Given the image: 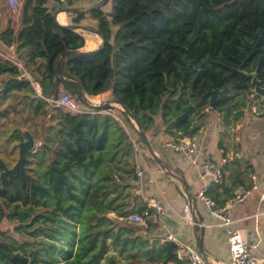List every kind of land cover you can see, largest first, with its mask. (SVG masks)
<instances>
[{
    "label": "trees",
    "instance_id": "1",
    "mask_svg": "<svg viewBox=\"0 0 264 264\" xmlns=\"http://www.w3.org/2000/svg\"><path fill=\"white\" fill-rule=\"evenodd\" d=\"M53 2L60 3L24 0L20 30L0 33L7 47L0 44V126L17 124L0 133H10L7 146L27 129L38 144L26 170L0 191V226L15 225L0 228V264H180L177 245L162 241L151 219L128 221L147 211L135 193L137 163L127 168L133 139L118 119L99 113L112 105L93 107L79 89L91 98L111 92L109 102L126 107L144 133L161 114L171 136L196 134L194 119L206 105L227 125L239 120L253 94L251 74L264 86V0H103L88 13L81 0L61 9ZM72 10L71 24L61 25L59 12ZM86 15L97 21L87 28L104 40L97 51L81 50L77 29ZM61 85L96 113L52 103ZM211 91L218 92L213 108ZM227 164L231 190L250 188L253 165ZM2 172L0 164V188Z\"/></svg>",
    "mask_w": 264,
    "mask_h": 264
},
{
    "label": "crops",
    "instance_id": "2",
    "mask_svg": "<svg viewBox=\"0 0 264 264\" xmlns=\"http://www.w3.org/2000/svg\"><path fill=\"white\" fill-rule=\"evenodd\" d=\"M8 1L0 0V33L9 27L16 32L21 28L20 19H13L10 14ZM21 1L23 2L24 0ZM101 2L102 0H81V11L88 13L92 8L100 7ZM52 6L57 9L63 8L58 2H53ZM74 12V10L71 12H59L57 15L58 22L61 25H70L71 13ZM96 23L97 21L91 15H86L80 29H77V32L85 38V46L81 49L82 51H97L103 46L104 40L101 36L87 28L88 25L94 27ZM0 44L3 49L7 50V47L3 43L0 42ZM111 95V92H108L107 94L92 97V99L93 101L102 102L101 99H105L104 97L106 96H108L107 99H110ZM248 96L257 99L258 105L264 106V100L261 98L252 97V94H248ZM109 103L114 109L101 110L99 113L115 117L125 128L121 113V111L124 112L123 108L120 105ZM109 103L102 102L101 105L107 106ZM84 108L88 112L96 113L95 110L87 105H84ZM200 113L194 119V123L200 129L198 133L192 136L197 138L202 145L203 159L213 162L227 159L228 163L238 160L241 165L249 161L254 168L250 174L255 171L261 176L264 173V118H251L244 114L239 120H232L230 118V124L227 125L223 112H217L213 109H203ZM160 117L162 119L161 114ZM250 122H252V125ZM157 126L158 124L150 130L151 136H154L153 133H157L159 130V128H157V131L155 130ZM162 140L159 138L152 146L158 158L169 169L170 174L162 170L152 157L151 164H149L141 156V159L137 160L136 163L137 168L143 169L144 173L135 182L138 186V190H135L137 191L136 195L142 192L163 200L165 214L161 217L159 224L152 221L153 224L158 225V236L163 239L162 241H168V235L172 234L181 242L195 243V226L183 217L185 206L190 204L188 198L189 192V195L195 202L196 216L200 222L199 234L203 241L208 261L212 264H225L230 257L226 228L220 225L216 218L209 215L205 203L197 195L204 187H208L210 195L217 203L222 204L233 192L235 193V191L243 189V187L235 190H231L230 188V169L234 166L227 164L228 170L226 171L223 185L221 183L219 184L221 186L213 187V182L210 178L201 177L196 164L183 157L180 153L166 148L164 143L171 140ZM233 214L236 220L235 227L244 229L251 238H255L256 233L259 234L260 242L255 250V254L261 259L264 254V201H260L259 195L254 194L244 203L237 205L234 208ZM180 264L185 263L181 262Z\"/></svg>",
    "mask_w": 264,
    "mask_h": 264
},
{
    "label": "built area",
    "instance_id": "3",
    "mask_svg": "<svg viewBox=\"0 0 264 264\" xmlns=\"http://www.w3.org/2000/svg\"><path fill=\"white\" fill-rule=\"evenodd\" d=\"M60 3L66 4L68 0H59ZM9 10L13 19L18 20L23 2L21 0H9ZM9 49L14 52V46ZM17 64L22 68L23 63L17 61ZM33 85L40 92L39 86L33 82ZM58 97L50 101L56 106L63 107L71 114H80L88 112L77 98L72 96L64 86L61 85ZM252 97L254 95L252 94ZM83 99L91 106H100L102 102L93 101L92 98L84 95ZM95 104V105H94ZM166 148H169L177 153H180L186 159L197 165L202 178H210L213 183L221 184L225 180V166L228 163L227 159H222L220 162H213L202 158V145L200 141L192 135L178 136L176 139L165 143ZM144 170L136 169V175L139 178L143 176ZM252 185L248 189H240L235 191L233 196L229 197L223 205H218L215 200L209 197L206 193L208 187H204L197 197L202 200L209 212V215L216 218L220 225L224 226L227 231L229 260L225 264H262L264 263V254L259 259L255 250L260 242L259 234H255V238H251L248 232L244 229L235 227L236 220L234 218V208L247 201L252 195L258 194L260 201H264V173L260 176L259 173L253 171L249 176ZM140 199L146 204L147 211L145 214L134 213L127 219L131 224L147 225V219H151L154 223L159 224L161 217L165 214V205L162 199L151 195L138 193ZM183 217L189 223L194 224L192 210L190 204L184 208ZM168 241L177 245V256L181 262L185 264H212L207 262L202 257L197 246L193 242H181L177 237L170 234L167 237Z\"/></svg>",
    "mask_w": 264,
    "mask_h": 264
},
{
    "label": "rangeland",
    "instance_id": "4",
    "mask_svg": "<svg viewBox=\"0 0 264 264\" xmlns=\"http://www.w3.org/2000/svg\"><path fill=\"white\" fill-rule=\"evenodd\" d=\"M107 93H104V94H107ZM74 97H76V96L74 95ZM107 97L108 96L104 97L105 99H101V101L109 103V99H107ZM89 98H91V97H89ZM250 99H253V100L251 101ZM250 99H248V100L246 99V107H245L246 109L244 112L245 115H247L248 117L250 116L251 118L260 117L264 113V109H263L264 107L257 104V99L251 98V97H250ZM79 102L81 104H83L81 101H79ZM208 106L209 105H206V107L203 109L210 110L209 109L210 106L209 107ZM203 109H201V110H203ZM201 110L198 111L197 115L201 114L200 113ZM155 119H156V124H158V126L156 127L155 130L157 131V128H159V130L157 131V133H153L154 136H151V131H149L148 133H145L147 140L151 144H154L156 141H158L159 138L163 139L162 141L174 140V137L171 136V132H168V130H167L168 125L163 124L160 115L157 116ZM122 120H124L123 123H124L126 130H127V133L130 135L131 139H133V142H134L133 147H134L135 154H132L131 151L128 152L129 154L132 155V157L128 158L129 164L127 165V168L131 169L132 164L136 163L137 160L141 159V156H142V158H145L146 161L149 162V164H151V155L149 153V150L147 148L146 143L144 141L142 142L140 140L141 137H140L139 133L136 132L134 127H132L131 125H129V123H127L126 117H122ZM250 124L252 125V122H250ZM16 126H17V124L15 125L13 123L12 119H10V120L7 119L4 127L0 126V131L11 132ZM164 129H166V130L164 131ZM9 134L2 136L0 133V158H2L4 161L5 160L8 161L10 163V164H8V166H13L18 160V156H19L18 144L19 143H16V142L15 143H9L10 145L6 146L5 140ZM175 139H176V137H175ZM16 144H17V146H16ZM164 145H165V143H164ZM4 146H6V147H4ZM135 193H137V191H135ZM14 226H15L14 223H12L8 220H4L2 222L0 228L3 231H7V230L12 231V229H14Z\"/></svg>",
    "mask_w": 264,
    "mask_h": 264
},
{
    "label": "water",
    "instance_id": "5",
    "mask_svg": "<svg viewBox=\"0 0 264 264\" xmlns=\"http://www.w3.org/2000/svg\"><path fill=\"white\" fill-rule=\"evenodd\" d=\"M251 76L253 77V79H252V85L254 87L252 89L253 95H257L262 100H264V86H263L262 82L258 79L256 73L251 74ZM59 77L62 79L64 78L61 74H59ZM79 91H80V95L83 97L84 96L83 90L80 88ZM217 95H218L217 91H211V92L206 94V97H210L212 108L215 106V103L217 100ZM109 105H110V103L107 106H109ZM120 106L123 108L124 112L127 113V115L131 118V120L134 123H136V127L138 129L139 135L143 139V141L146 143L147 148L149 150V153H150L151 157L153 158V160L158 164V166L162 170H164L165 172L170 174L169 169L165 166V164L162 162V160L158 158L155 150L153 149L152 144L147 140L146 135L143 132V130L140 128L139 124L137 123L135 116L126 107H124L122 105H120ZM23 132H24V135L26 138L18 144L19 156H18L17 162L13 166H8L7 163L2 158H0V164L3 166V172L1 173V179H2L3 187L0 188V191L5 189V187H4L5 182L11 183L14 176H16L17 174L26 170L25 163L27 160V155L30 152H33L37 148V141L33 137V135L31 134V132L27 129H23ZM172 177H174V175H172ZM188 198L190 201L192 215H193V219H194L195 243H196V246H197L199 252L201 253L202 257L204 258V260L209 262L208 258H207V253H206L205 248L203 246V241H202L201 236L199 234L200 222L196 216L195 202H194L193 198L189 195V192H188Z\"/></svg>",
    "mask_w": 264,
    "mask_h": 264
}]
</instances>
